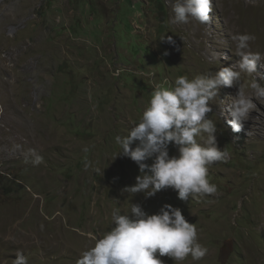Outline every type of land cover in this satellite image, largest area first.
<instances>
[{
  "label": "rangeland",
  "instance_id": "374dc122",
  "mask_svg": "<svg viewBox=\"0 0 264 264\" xmlns=\"http://www.w3.org/2000/svg\"><path fill=\"white\" fill-rule=\"evenodd\" d=\"M212 4L209 25H173L169 0H0V264L18 251L29 264H76L112 227V209L131 203L148 214L171 204L196 224L209 251L185 264H264V103L233 133L221 111L235 88H221L209 113L230 154L209 169L216 194L123 192L140 172L117 156L115 137L139 121L156 85L236 64L232 35L254 34L251 49L264 54V0Z\"/></svg>",
  "mask_w": 264,
  "mask_h": 264
},
{
  "label": "clouds",
  "instance_id": "9594fccd",
  "mask_svg": "<svg viewBox=\"0 0 264 264\" xmlns=\"http://www.w3.org/2000/svg\"><path fill=\"white\" fill-rule=\"evenodd\" d=\"M173 25L187 24L192 20L200 24L211 23L212 0H169ZM160 41L174 45L172 36L161 35ZM234 54L239 58L232 66L221 67L215 73L189 77L177 76L172 84L164 81L155 86L147 107L140 119L126 135L115 137L119 147L117 156L130 158L138 165L140 174L135 184L123 192L145 198L172 189L181 201L214 195L216 184L210 182L209 169L217 162L229 159L227 149L217 142L216 122L209 116L221 88H235V95L221 111V116H231L227 124L233 133H240L257 108L264 103V85L257 77L258 63L264 54L253 52L251 43L256 36L251 33L231 36ZM167 55V53H165ZM251 79L245 80L244 77ZM236 138V137H234ZM135 145V147H133ZM170 146L178 154L170 155ZM28 155L31 163L39 165L43 157L35 149ZM116 156V157H117ZM149 159L151 164L146 163ZM101 169L91 162L85 169ZM110 230L95 238L92 247L81 252L76 264H165L162 257H169L175 264H185L190 257L200 261L208 248L199 242L196 224L190 223L178 207L163 205L156 214H148L141 205L131 203L130 210L122 213L119 207L111 211ZM13 264H29L20 251ZM2 264H5L2 261Z\"/></svg>",
  "mask_w": 264,
  "mask_h": 264
},
{
  "label": "bare ground",
  "instance_id": "6f19581e",
  "mask_svg": "<svg viewBox=\"0 0 264 264\" xmlns=\"http://www.w3.org/2000/svg\"><path fill=\"white\" fill-rule=\"evenodd\" d=\"M22 140V139H21ZM17 144V143H16ZM15 147V146H14ZM24 152V151H23ZM9 157V156H8ZM25 156L23 155L22 159L24 158ZM11 159V158H10Z\"/></svg>",
  "mask_w": 264,
  "mask_h": 264
}]
</instances>
